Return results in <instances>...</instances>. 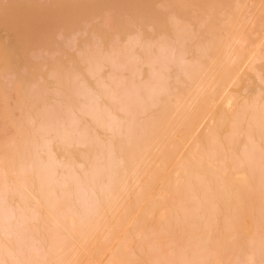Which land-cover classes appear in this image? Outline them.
Here are the masks:
<instances>
[{"label":"bare ground","instance_id":"6f19581e","mask_svg":"<svg viewBox=\"0 0 264 264\" xmlns=\"http://www.w3.org/2000/svg\"><path fill=\"white\" fill-rule=\"evenodd\" d=\"M123 1L114 0L117 13L124 3L125 12L142 15L140 5ZM157 1L163 18L155 11L148 20L159 30L162 25L171 39L161 30L159 42L157 36L158 43L151 42V34L141 39L140 30L125 50L110 45L116 54L105 55L109 46L105 51L102 39L101 45L93 41L94 30L82 28L83 10L86 14L90 5H72L78 8L72 12L63 5L61 12L72 13L71 19L60 15L61 6L55 12L71 24L59 32L64 43L49 33L51 39L41 37L46 41L38 46L48 40L44 49L50 45L63 56V47H78L72 33L84 29L83 36L89 32L93 41L80 39L90 44L88 50L79 46L82 58L77 53L84 70L69 59L64 67L51 48L53 57L40 55V48L49 49L36 50L32 40L26 42L35 54L28 46L30 56H22L43 65L36 63L38 72L47 65L43 59L51 60L52 87L39 84V73L37 82L25 86L10 77L13 72L0 70V97L15 101L11 106L0 99L1 107L8 106L0 109V119L11 122L1 121L14 126L11 135L3 133L7 139L0 137V264H264V0ZM36 7L28 13L38 12ZM169 9L172 34L164 28ZM49 16L39 18L45 23ZM196 17L200 21L193 22ZM105 66L108 78L102 75ZM20 70L27 72L25 66ZM249 80L242 96L237 87ZM101 131L104 137L109 132L105 139Z\"/></svg>","mask_w":264,"mask_h":264},{"label":"rangeland","instance_id":"374dc122","mask_svg":"<svg viewBox=\"0 0 264 264\" xmlns=\"http://www.w3.org/2000/svg\"><path fill=\"white\" fill-rule=\"evenodd\" d=\"M35 1H37V2H39V3H34V0H32V2H30V1H26V0H0V48H1V50H0V57H2L1 59H2V61H0V70L1 71H5V70H7L8 72H13L15 75H10V77L12 76L13 78H14V76H15V78H14V80L17 78V80L19 79V80H22L23 81V85L25 84V86L27 85L28 86V84H26L27 82H28V80H30V81H32L33 82V80H35L36 82H37V79L39 80V78H36V76H38L37 74L39 73V74H41L42 75V77H43V79H45L46 81L45 82H43V80L40 78V80L41 81H38L39 82V84H44V85H48L49 87H52L53 86V84L51 85V81L50 80H52V77L49 75V74H47V73H49V71H48V68H49V70L51 69L50 67H52V65H49V62L51 61L50 59H49V57L51 58V56L55 53V51L57 50V48H55L56 50H54L53 51V49H52V47L50 46V45H48L49 46V48H48V46H45L47 49H49V50H47V49H44V47L42 46L43 44H45L46 45V43H48L49 41V38L51 37L50 35H49V33H52V34H54L53 36L56 38V40H58V41H62L61 43H64L63 42V40L62 39H64L65 37H63V35H61L60 34V36H59V32L61 31V30H64L65 28H67L68 27V25H70L71 26V24H69V23H63V22H65V20L64 19H66L65 17H59V12L58 13H55L57 10L59 11L60 9H59V7L61 6H63V5H68V6H70V7H68L69 9L71 8V6L73 5V6H76V7H78L79 8V5H81V3L83 2H85L86 4H89L90 6H88L89 7V10L87 11V13L85 14V10H83L84 11V13H83V15L85 14V16L83 17V15H82V28H84V29H86L87 31H89V32H91V30L93 31L94 30V32H93V36H91V37H93L94 38V40L93 41H95V42H99V44H97V45H101L100 43V40L99 39H102L101 41H102V44L103 45H101V46H103L102 48L103 49H105V46H109V49L111 50V49H113L115 46H119V49L120 48H122L123 50H125L124 49V47L125 48H127V46H129V45H127V44H129L130 42H132L133 40H135L134 39V37L133 36H131V35H135V34H140V30H142L141 31V33L143 34H141L142 36H141V39H142V37H149V35L152 37V38H150V39H148V40H151V42H152V39L155 37V36H157V34H158V32H159V34L162 32V31H164V33L162 32V36H168V34H166V35H164L165 34V30L163 29V27H162V25L160 26V29L162 30H159V29H157L158 27L157 26H155V24H152V22H150L151 20H148V19H150L149 18V16H155V14L153 13V12H155V11H157L158 9H156V8H158L157 6H156V8H155V5L157 4L155 1L156 0H128V1H126V3L127 2H129V1H131L132 3H135V4H138V5H140L142 8H144V11L142 12V15L141 14H139L138 13V16L139 15H141V17H142V19H144V20H142V22H141V20H140V18L137 16V14L135 13V11H133V13L131 12H125L124 11V9H126L125 8V4L124 3H122L123 4V6L121 7V8H123V10H121L122 12H119V13H117V8H118V6H116V5H119V3H120V0H119V2H118V4H114V0H113V2L111 1V0H35ZM125 1H123V2H125ZM159 1V0H158ZM157 1V2H158ZM165 1V0H164ZM169 2L170 1H173V0H168ZM167 1V2H168ZM175 1V0H174ZM194 1V0H193ZM196 1V0H195ZM112 2V3H111ZM122 2V1H121ZM131 2H129V3H131ZM160 2V1H159ZM166 2V1H165ZM63 3V4H62ZM84 3V4H85ZM23 4H24V6L25 7H23ZM62 4V5H61ZM84 4H82V5H84ZM22 5V6H21ZM32 5V6H31ZM121 5V4H120ZM131 5V4H130ZM129 5V7H131ZM133 5L134 4H132V7H133ZM21 6V7H20ZM35 6H37L36 7V9L38 10V7H39V10H38V12H33L32 10H35L34 8H35ZM41 6H42V8H41ZM16 7V8H15ZM22 9L21 10V12H20V8ZM23 7V8H22ZM29 7V8H28ZM43 7L44 8H46V9H48V10H46V9H43ZM66 7V8H67ZM76 7H73V8H71L70 10L67 8L66 10L67 11H63L65 14H66V12H68V10L70 11V12H72V9L73 10H75L76 9ZM117 7V8H116ZM126 7H128V4L126 5ZM136 7V6H135ZM134 7V8H135ZM3 8H6V9H3ZM30 8H32V10H31V12L30 13H28L29 12V10H30ZM75 8V9H74ZM78 8L76 9L77 11H78ZM84 7H82V9H83ZM86 8V7H85ZM137 8H138V6H137ZM25 9L27 10V12H24L25 11ZM42 9V10H41ZM49 9H50V12H49ZM65 8H61V10H60V15H62L61 13H63V12H61L62 10H64ZM81 9V10H82ZM88 9V8H87ZM192 9V8H191ZM5 10V11H4ZM36 10V11H37ZM193 10V9H192ZM4 11V12H3ZM9 11V12H8ZM42 11H44V13H45V11H47L45 14L46 15H49L50 14V20L48 19V17L46 18H44V19H46V20H49V21H47V22H45L44 23V20L43 21H41V17H43V16H45V14H43L42 13ZM119 11H120V9H119ZM127 11V10H126ZM132 11V10H131ZM137 11H138V9H137ZM163 11H165V9L163 10ZM169 11V13H170V9L169 10H167V12ZM2 12V13H1ZM5 12H7V13H5ZM48 12H49V14H48ZM74 12V11H73ZM81 12V11H80ZM139 12H141V11H139ZM162 12V11H161ZM8 13H9V15H8ZM22 15H21V14ZM35 13L37 14V16L35 15ZM41 13V14H40ZM54 13V14H53ZM64 13H63V15H64ZM77 13V12H76ZM82 13V12H81ZM80 13V14H81ZM163 13V12H162ZM169 13H163V16H165L164 17V22H165V26H164V28L167 30V33H173V32H171V31H173V29H172V27H171V24H168V21H167V18L166 17H172V15H174L173 14V12H171L170 13V15H169ZM26 14H27V16H26ZM31 14H32V18L33 19H30V17H31ZM43 14V15H42ZM74 14H75V12H74ZM151 14H153V15H151ZM157 14H158V11H157ZM161 13L159 12V14L156 16V17H158V16H160V17H162L161 15H160ZM172 14V15H171ZM176 14V13H175ZM190 14H191V12H190ZM194 14V13H193ZM196 14V13H195ZM6 16L5 17V19H3V20H1V18H4V16ZM26 17V20L23 18L24 16ZM30 15V16H29ZM51 15H52V18H51ZM58 15V16H57ZM69 15V17L72 15V13H70V14H68ZM68 15L66 14V16H67V19H68ZM75 15H77V14H75ZM143 15H144V17L146 16H148L147 18L145 17H143ZM169 15V16H168ZM188 15V14H187ZM197 15V14H196ZM3 16V17H2ZM23 16V17H22ZM41 16V17H40ZM54 16L57 18V20L54 18ZM65 16V15H64ZM74 16V15H73ZM72 16V17H73ZM195 16V15H194ZM199 17H196V20H194L195 19V17H194V19L193 18H191L190 19V21L193 19L194 21L193 22H196L197 20H199V19H201L202 20V15H198ZM27 17H29L28 19H27ZM35 17V18H34ZM37 17V18H36ZM40 17V18H39ZM58 17H59V19H58ZM77 17H79V16H77ZM119 19H118V18ZM174 17V16H173ZM172 17V18H173ZM184 17H185V19L188 17V16H186V14L184 15ZM190 17H193V16H190ZM204 17V16H203ZM6 18H8V19H6ZM152 18V17H151ZM163 18V17H162ZM183 18V17H182ZM199 18V19H198ZM34 19H38L39 21H37V20H34ZM43 19V18H42ZM61 19H63L62 20V22L60 23V21H61ZM66 19V20H67ZM70 19H71V17H70ZM116 19H118L117 21H116ZM154 19H156V18H154ZM169 19V18H168ZM189 19V18H188ZM5 20V21H4ZM60 20V21H59ZM74 20H76V19H74ZM172 20V19H171ZM4 21V22H3ZM9 21L10 22V24L9 23H7V22ZM56 21H58L59 23L57 24V22ZM77 21H79V20H77ZM162 21V20H161ZM200 21V20H199ZM203 21V20H202ZM2 22L4 23V24H2ZM18 22H20L21 24H22V22H23V25H25L24 27L20 24V23H18ZM25 22V23H24ZM42 22V23H41ZM48 22H49V24H48ZM67 22H69V21H67ZM74 22V21H73ZM154 22H157L156 20L154 21ZM163 21H162V24L164 23ZM45 24L44 26V28L46 29H43L41 26H43L42 24ZM46 23H47V27H46ZM70 23H72L71 21H70ZM169 23H172V22H169ZM14 24L16 25V27L14 26ZM39 24H41V25H39ZM51 24V25H50ZM78 24H80V23H78ZM102 24H104V27H102V28H100L99 30L97 29V27H99V25H100V27H101V25ZM156 24H158V23H156ZM191 24H193L192 22H191ZM198 24V23H197ZM7 25V26H6ZM19 25H21V26H19ZM73 25V24H72ZM75 25V24H74ZM170 26V29H172V30H169L168 28L169 27H167V26ZM9 26V27H8ZM12 26V27H11ZM13 26H14V28H13ZM50 26V27H49ZM79 26V25H78ZM159 26V25H158ZM200 26V25H199ZM11 27V28H10ZM18 27L20 28V27H22V28H20V29H18ZM73 27V26H72ZM71 27V28H72ZM80 27V26H79ZM78 27V28H79ZM105 27H107V28H105ZM174 27V26H173ZM198 27V26H197ZM201 27H203L202 25H201ZM39 28V29H38ZM41 28V29H40ZM70 28V27H69ZM74 28V27H73ZM73 28H72V30H73ZM76 28V27H75ZM78 28H77V30H78ZM193 28H194V30L196 29V25L194 24L193 25ZM9 29V30H8ZM17 29H18V31H17ZM22 29V30H21ZM48 29H50L49 31L50 32H47V30ZM83 29V30H84ZM107 29V31L105 32L104 30H106ZM191 29H192V26H191ZM191 29H190V31H191ZM14 30L15 31H17V32H15L14 33ZM24 30V31H23ZM41 31V32H43V33H39V31ZM44 30V31H43ZM66 30V29H65ZM64 30V31H65ZM67 30H69V29H67ZM66 30V31H67ZM83 30L82 31H78L79 33L77 34V36H75L73 33H72V35L70 36L71 37V39L73 38V37H77V41H76V39L75 40H73V42H76V45H78V47L76 46L75 47V43H73V45H74V47H72L70 50H67V44H65V45H67L66 46V48L65 47H63L64 49L63 50H65V53H67L66 55H65V53H64V57L60 54V53H55V57L56 56H59V55H61L60 57L63 59L61 62H62V64L64 65V67H65V65L67 66V63H70V62H68V59L69 60H73V62L71 61V63H73L74 64V66L78 69V70H80L79 72H82V70H84V69H82V68H84L83 66H85L84 64H83V62H81V64L79 63L80 61H82V60H79L78 61V59L79 58H82L83 56L81 55V53H82V50H80L79 49V46H81L82 48L86 45H82L81 43H83L84 44V42L82 41V40H84V38L86 39V37L85 36H89L90 34H92V32L89 34V32H86L87 34L86 35H84L83 36ZM199 30V29H198ZM22 31V33H20V32ZM151 31H154V33H153V35H152V33H151ZM26 32V33H25ZM28 32V33H27ZM36 32V33H35ZM38 32V33H37ZM48 33V35L46 34V33ZM62 32V31H61ZM70 32H72L71 31V29H70ZM195 32H196V30H195ZM199 32V31H198ZM25 33V34H24ZM33 33H35V34H33ZM76 33H77V31H76ZM85 33V32H84ZM197 33V32H196ZM17 34V35H16ZM20 34H23V35H20ZM32 34V35H31ZM51 34V35H52ZM63 34H65V32L63 33ZM68 34H71V33H68ZM67 34V37L69 36ZM192 34H195L194 32H192ZM19 35V36H18ZM30 35H31V38L32 39H30ZM35 35V36H34ZM36 35H37V38L39 39L38 41H36L37 40V38H36ZM39 35V36H38ZM42 35V36H41ZM44 35V36H43ZM17 36V37H16ZM23 36V37H22ZM48 36V40H47V42L46 43H43V44H41L40 46L44 49V51L45 50H47V51H45V52H43V50L41 51V48L39 49L40 50V53H39V50H38V53H36V54H38L37 56H39V54L40 55H42L43 56V54H48L49 52H50V50L52 49V51L50 52V54L53 52V54L52 55H50V54H48V59L49 60H44L43 59V61H46V62H44L45 63V65H46V63H47V65L46 66H44V70H43V72H38L37 71V69H38V67H37V65H36V63L37 64H39L40 65V63L39 62H36L35 61V63L33 64V62L32 63H29L30 62V58L28 57V56H30L32 53H34V52H36V50H37V48L38 47H40V46H38L41 42H45V41H42L43 39L42 38H44V37H47ZM50 36V37H49ZM63 38H62V37ZM65 36V35H64ZM83 36V37H82ZM88 36H87V40L89 41V42H91L92 40H89V38H88ZM137 36V35H136ZM160 36L161 35H159V37L157 36V40H158V38L159 39H161L160 38ZM161 36V37H162ZM171 36L173 37V35H169L167 38H169L170 37V39H171ZM198 36H199V33H198ZM25 37V38H24ZM42 37V38H41ZM70 37H69V39H70ZM131 37H133V38H131ZM140 37V36H139ZM197 37V36H196ZM200 37V36H199ZM35 38H36V40H35ZM81 38H83L82 40H80ZM93 38H91V39H93ZM129 38H131V39H133L132 41H131V39H129ZM154 38V40H155V42H156V39ZM17 41H16V40ZM19 39H22V41L24 42V43H26L25 45L23 44V46L21 45L23 42H21V40H19ZM34 39V40H33ZM45 39H47V38H45ZM51 39V38H50ZM53 39V38H52ZM66 39V38H65ZM65 39H64V41H65ZM69 40V41H72V40ZM126 39H128L127 40V42L125 41ZM164 39V38H163ZM194 39H195V37H194ZM193 39V41L195 42V41H197L196 39L194 40ZM19 40V41H18ZM26 40H28V42H30L31 40L33 41H31L30 43H33L34 44V41H35V44L36 45H34L35 46V48H36V50L34 51V47L32 46V45H30V43H28V42H26ZM68 40V39H67ZM129 40H130V42H129ZM138 40H139V38H138ZM146 41L145 42H147V39H145ZM40 41V42H39ZM51 41H53V40H51ZM80 41H82L81 43H80ZM87 41V42H88ZM92 41V42H93ZM125 41V42H124ZM139 41H142V40H139ZM54 42H55V44H56V42L57 41H55L54 40ZM68 42V41H67ZM88 42V43H89ZM144 42V41H143ZM158 42H159V40H158ZM158 42H156V43H158ZM188 42H189V40H188ZM192 42V41H191ZM191 42H189V43H191ZM51 43V42H50ZM49 43V44H50ZM53 43V42H52ZM69 44L70 43H72V42H68ZM87 43V44H88ZM125 43V44H124ZM127 43V44H126ZM142 43V42H141ZM141 43H139V44H141ZM149 43H150V41H149ZM148 43V44H149ZM156 43H155V45H156ZM94 44V43H93ZM106 44V45H105ZM138 44V45H139ZM152 44V43H151ZM153 44H154V41H153ZM53 45V44H52ZM58 45H60V42L58 43ZM63 45V44H62ZM72 44H71V46H73ZM89 46H90V44H88ZM88 45H86V47L85 48H87V46ZM110 45H112V46H114V47H112V46H110ZM122 45H124V46H122ZM22 46V47H21ZM26 46V47H25ZM30 46H32V47H30L31 49L30 50H32V52L29 50V52H31L30 53V55L28 54V48ZM64 46V45H63ZM88 46V48H90ZM91 46L93 47V45L91 44ZM95 46H96V44H95ZM120 46H122V47H120ZM140 46V45H139ZM26 48V50L25 49H23V52H24V50H25V52L24 53H22V50L20 51V48ZM28 47V48H27ZM55 47V46H54ZM61 47V46H60ZM70 47V46H69ZM92 47H91V49H92ZM111 47V48H110ZM51 48V49H50ZM88 48H87V50H88ZM106 48H108V47H106ZM116 48V47H115ZM114 48V50H119V49H115ZM137 48H138V46H136V51L137 52H139L140 54H141V51H138L137 50ZM140 48V47H139ZM153 48H155V47H153ZM59 49V48H58ZM69 49V48H68ZM93 49H99V48H93ZM109 49H107V54L105 53V55H108V53H110L111 54V52H112V54H113V51L111 50H109ZM62 50V49H61ZM80 50V53L78 52ZM100 50H102L101 48H100ZM108 50L110 51V52H108ZM122 50V51H123ZM141 50V49H140ZM34 51V52H33ZM57 51H59V50H57ZM84 51H85V49H84ZM83 51V52H84ZM105 51H106V49H105ZM104 51V52H105ZM133 52H131V53H135V49L134 50H132ZM47 52V53H46ZM61 52V51H60ZM99 52H103V51H99ZM119 52H121V49L119 50ZM27 54L26 56L29 58V61H25V56H22L23 54ZM77 53H78V57L79 58H77ZM35 54V53H34ZM62 54H63V52H62ZM83 54V53H82ZM101 54V53H100ZM109 54V55H110ZM114 54H116V53H114ZM113 54V55H114ZM103 55V54H102ZM42 56H40V57H42ZM80 56H82V57H80ZM27 57H26V59H27ZM35 57V56H34ZM40 57H35V58H37L38 60H39V58ZM45 57H47V56H45ZM53 57V56H52ZM54 57V58H55ZM32 58H33V56H32ZM35 58H33V59H35ZM44 58V57H43ZM58 58V57H57ZM67 59V63H65L64 61ZM56 60V58L54 59V61ZM58 60H59V58H58ZM58 60L57 61H55V62H57L58 63ZM31 61H34V60H31ZM39 61H41V60H39ZM139 62V61H138ZM43 63V64H44ZM54 63V62H53ZM56 63V64H57ZM140 63H141V65H142V62H139V63H137L138 65H140ZM56 64H53L54 65V67H55V65ZM29 65V66H28ZM146 65V64H145ZM143 65V67H142V72H143V74H144V76L148 73V72H146V66H148V65ZM157 65V64H156ZM22 66H25L26 67V70H27V74L26 73H23L24 71H21L20 69L22 68ZM41 66V68H43V65H40ZM39 66V67H40ZM59 66V65H58ZM71 66H73V65H71ZM107 66H109V65H107ZM107 66H105L104 68H103V70H102V75L103 76H105V74H109V72H111V71H108V69H109V67H107ZM32 67L33 68H35V70H33L32 69ZM36 67H37V69H36ZM60 67V66H59ZM63 67V69H66V68H69V66L68 67H66V68H64ZM136 67H138L137 65H136ZM141 67V66H140ZM139 67V68H140ZM155 66H153V68H154ZM53 68V67H52ZM72 68V67H71ZM149 68V67H148ZM25 69V68H24ZM53 69H55V68H53ZM62 69V70H63ZM155 69H156V67H155ZM41 69H39V71H40ZM110 70H112V68L110 67ZM128 69H126V71H127ZM0 71V72H1ZM6 71V72H7ZM53 72V70H50V73H52ZM106 71H108V73H106ZM125 71V69H123V71H122V73L125 75L126 73V75H130V72H126ZM129 71V70H128ZM148 71V70H147ZM153 71H155V70H153ZM152 71V72H153ZM5 72V73H6ZM30 72V73H29ZM3 74H4V72H2ZM10 73V74H11ZM12 73V74H13ZM32 73V76L30 75ZM118 73H119V71H118ZM122 73H120V74H122ZM155 73V72H154ZM1 74V73H0ZM2 74V75H3ZM34 74V75H33ZM46 74H47V76H46ZM1 75V76H2ZM5 75V74H4ZM7 75V74H6ZM6 75H5V77L3 76V78H5L6 79ZM21 75V76H20ZM49 75V76H48ZM9 76V75H8ZM7 76V77H8ZM20 76V77H19ZM108 75H106L105 77H107ZM144 76H142V77H139V78H143ZM11 77V78H12ZM33 77H34V79H33ZM47 77H49L48 79H47ZM50 77H51V79H50ZM108 78V77H107ZM251 78H253V81L255 82V83H259V84H261L262 85V83L260 82V81H258V79H257V77L255 76V74H252L251 75ZM251 78H249V79H251ZM4 79V82L6 81ZM9 80V79H8ZM12 80V79H11ZM11 80H9L10 82L9 83H12V81ZM91 80H93V79H91ZM247 79H245V81H246ZM0 81L2 82L3 81V79H0ZM243 82L241 85H240V87H237L238 88V90H239V93L242 95V96H244V95H247L248 94V90H249V84H250V80L249 81H247V82ZM0 82V83H1ZM7 82V81H6ZM26 82V83H25ZM49 82V83H48ZM3 83V82H2ZM35 83V82H34ZM33 83V85L35 86V84ZM48 83V84H47ZM93 83V82H92ZM248 83V85L246 86V84ZM39 84H36L37 86L39 85ZM2 85V84H1ZM0 85V86H1ZM4 85V84H3ZM2 85V86H3ZM7 85H8V83H7ZM11 85V84H10ZM246 86V87H245ZM7 88H8V86H6ZM11 87H12V85H11ZM30 87H33L32 85H30ZM245 87V89L243 90V88ZM4 88V87H3ZM6 88V89H7ZM10 88V87H9ZM2 88H0V90H1ZM247 89V90H246ZM254 89V88H253ZM3 90H1V92H2ZM9 91L10 92H14L15 91V93H13L12 92V94L16 97V90H13V89H9ZM17 91H19L18 89H17ZM4 92H8V89H7V91H5L4 90ZM3 93V92H2ZM19 93V95H20V92H18ZM1 94V93H0ZM4 95H6V96H8V94H4ZM12 95V99H16L14 96ZM17 96H18V94H17ZM2 97H3V95H2ZM2 97H0V99H3ZM9 97V96H8ZM11 97V96H10ZM6 99V98H5ZM5 99H3V103L5 102ZM8 99V98H7ZM9 100H10V98H9ZM11 102H12V105H11V103H10V105L11 106H13V102H14V105H15V101L13 100H10ZM30 101H28V103L26 104V105H28L29 106V103ZM6 104L8 103L7 101L5 102ZM8 103V104H9ZM1 100H0V109L2 108V107H8L7 105H3L2 107H1ZM28 106H26V108H28ZM4 110V109H3ZM14 110H16V109H14ZM13 110V111H14ZM17 111V110H16ZM16 111H14V112H16ZM20 110L18 109V111H17V116L20 114V112H19ZM32 111H33V109H32ZM3 113V111L1 110L0 111V114H2ZM13 113V112H12ZM80 114V116H83V115H81V113H79ZM3 115V114H2ZM14 115V114H13ZM2 117H4V116H2ZM15 117V116H14ZM20 117H22V114L20 115ZM20 117H18V118H20ZM1 118V117H0ZM79 118H83V117H79ZM17 119V118H16ZM86 119V118H85ZM1 120H3V119H0V123H2V124H0V126H2V128L0 127V137H3V140H4V137H6L7 136V134H9L10 132H12V126H11V124H10V126L6 123V122H3V121H7V120H9V119H7L6 117H5V119L3 120V121H1ZM88 121H92V120H90V119H87ZM86 120V121H87ZM10 121V120H9ZM83 121H85V120H83ZM85 121V122H86ZM11 122V121H10ZM93 122V121H92ZM3 123H4V125H3ZM7 124V126H5ZM90 124H91V122H90ZM94 124H95V122L94 123H92L90 126H94ZM4 127H6V129L4 128ZM14 127V126H13ZM6 130V131H4V129ZM3 129V130H2ZM12 129V130H11ZM10 131V132H9ZM4 132H6L7 134H5ZM3 133L6 135H4V136H2L3 135ZM12 133H14V131L12 132ZM101 133H102V137L105 139L107 136H108V134H109V132H108V134H106L107 136L106 137H104V132L103 131H101ZM105 133H107V132H105ZM10 135H11V133H10ZM9 137H11V136H9ZM1 139V138H0ZM6 139H7V137H6ZM5 139V140H6ZM0 142H2V141H0ZM1 144V143H0ZM1 147V146H0ZM74 146H70V149L71 148H73ZM56 148V147H55ZM61 148H63V147H61ZM76 148V147H75ZM84 147H82V149H83ZM77 149L79 150V149H81V147H80V145H78V147H77ZM77 149H71V150H77ZM56 150H58V148H56ZM1 152V151H0ZM59 155H61V151H58L57 152ZM87 164V162H85V165Z\"/></svg>","mask_w":264,"mask_h":264}]
</instances>
